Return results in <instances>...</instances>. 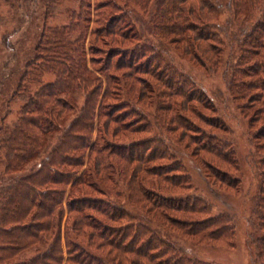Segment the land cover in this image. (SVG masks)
<instances>
[{
  "label": "trees",
  "instance_id": "trees-1",
  "mask_svg": "<svg viewBox=\"0 0 264 264\" xmlns=\"http://www.w3.org/2000/svg\"><path fill=\"white\" fill-rule=\"evenodd\" d=\"M47 9L66 21L45 24L12 96L18 115L0 125V264H219L181 240L237 247L235 212L198 191L177 149H191L215 196L239 194L236 148L221 136L229 127L168 45L211 71L233 51L228 89L259 123L254 242L264 264V0Z\"/></svg>",
  "mask_w": 264,
  "mask_h": 264
},
{
  "label": "rangeland",
  "instance_id": "rangeland-1",
  "mask_svg": "<svg viewBox=\"0 0 264 264\" xmlns=\"http://www.w3.org/2000/svg\"><path fill=\"white\" fill-rule=\"evenodd\" d=\"M47 11V0H0V125L10 122L18 115L21 101L12 96L26 64L35 55L45 24L66 21V14L52 16ZM168 48L178 66L192 74L198 86L207 93L209 104L217 109V116L228 125L229 132H223L221 136L234 144L242 171V188L239 194L223 192L222 196H215L214 187L191 149L177 147L179 158L187 167L195 187L200 193L210 197L214 195L213 201L220 210L235 212L239 231L238 245L233 249L198 245L184 239L181 242L192 254L219 264H256L254 237L259 231L255 225L256 215L253 209L254 198L259 190V172L263 169L259 164L262 155L257 150L255 140L259 123L251 125L249 116L241 108L242 101L235 99L228 89L225 63L231 58L233 51L229 48L220 69L211 71L198 63H192L172 46L168 45ZM202 112L206 120L216 119L211 118L212 111ZM196 124L200 130L210 131L205 122L198 120ZM194 146L193 144L192 147Z\"/></svg>",
  "mask_w": 264,
  "mask_h": 264
}]
</instances>
